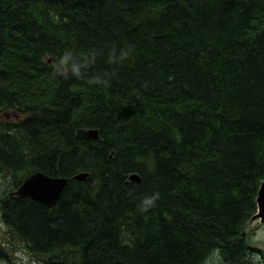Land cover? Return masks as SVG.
<instances>
[{"label":"trees","instance_id":"trees-1","mask_svg":"<svg viewBox=\"0 0 264 264\" xmlns=\"http://www.w3.org/2000/svg\"><path fill=\"white\" fill-rule=\"evenodd\" d=\"M3 112L24 117L0 122L15 189L36 172L70 180L53 209L0 202L34 253L245 264L264 182V0H0Z\"/></svg>","mask_w":264,"mask_h":264},{"label":"rangeland","instance_id":"rangeland-1","mask_svg":"<svg viewBox=\"0 0 264 264\" xmlns=\"http://www.w3.org/2000/svg\"><path fill=\"white\" fill-rule=\"evenodd\" d=\"M151 12H144L138 16L137 20L146 19L151 17ZM49 63H52L51 57L47 58ZM46 88H50L47 84ZM24 117L14 113L3 112L0 113V122L6 124L19 123ZM23 146L21 149H25V144L21 138ZM20 140L18 142H20ZM22 152V151H21ZM24 152V150H23ZM11 153V152H10ZM18 165V164H17ZM20 176L15 179L11 175L0 173V202L9 197V195L16 191L15 183ZM1 207V206H0ZM254 219V218H253ZM250 220L249 224L245 227V239L248 245L252 248V251L245 257V264H264V223L258 220ZM78 253H74V255ZM80 255L77 258L72 257V251L69 249H63L54 252L47 253H34L30 250L29 245L26 242L21 241L9 228L4 220L2 211L0 209V264H61L65 260H79ZM204 264H233L227 261V259L220 253L210 255L204 262Z\"/></svg>","mask_w":264,"mask_h":264},{"label":"water","instance_id":"water-1","mask_svg":"<svg viewBox=\"0 0 264 264\" xmlns=\"http://www.w3.org/2000/svg\"><path fill=\"white\" fill-rule=\"evenodd\" d=\"M85 135L94 141L99 140V130L86 129ZM88 173H82L75 176L76 180L85 181L88 178ZM133 181H139L136 175L131 177ZM68 179L63 177H50L43 172H37L29 176L23 184L14 192V195L21 199H31L45 207L52 209L57 205L65 188L68 185ZM258 213L254 220L260 219L264 222V183L257 198Z\"/></svg>","mask_w":264,"mask_h":264},{"label":"clouds","instance_id":"clouds-1","mask_svg":"<svg viewBox=\"0 0 264 264\" xmlns=\"http://www.w3.org/2000/svg\"><path fill=\"white\" fill-rule=\"evenodd\" d=\"M159 199V193H155L150 197H146L143 201H142V206L140 208V210L142 212L147 211L150 207H154L155 206V201Z\"/></svg>","mask_w":264,"mask_h":264}]
</instances>
